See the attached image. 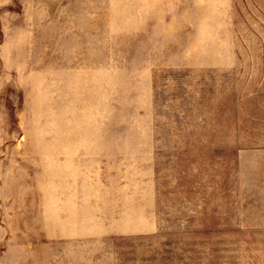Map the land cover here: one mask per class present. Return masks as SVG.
<instances>
[{
    "label": "rangeland",
    "instance_id": "1",
    "mask_svg": "<svg viewBox=\"0 0 264 264\" xmlns=\"http://www.w3.org/2000/svg\"><path fill=\"white\" fill-rule=\"evenodd\" d=\"M0 264H264V0H0Z\"/></svg>",
    "mask_w": 264,
    "mask_h": 264
}]
</instances>
